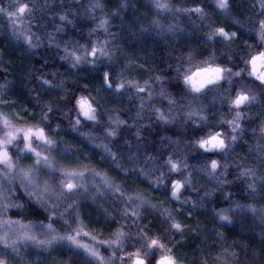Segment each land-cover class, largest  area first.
I'll list each match as a JSON object with an SVG mask.
<instances>
[{
    "label": "trees",
    "instance_id": "16d2710c",
    "mask_svg": "<svg viewBox=\"0 0 264 264\" xmlns=\"http://www.w3.org/2000/svg\"><path fill=\"white\" fill-rule=\"evenodd\" d=\"M36 2L42 4L45 0H36ZM92 2L93 0H63L61 7V0H47V3L53 7L43 17L38 12L31 26L32 32L41 37L42 41L41 46L35 49H29L22 40H16L7 27L6 19L0 17V84L5 82L8 84L3 96L8 103L0 104V108L8 112L27 108V118L39 120L40 107L45 103H52L54 105V114H50L52 127L60 125L59 134L55 137L60 148L67 147L70 152L85 158L93 168L107 172L116 183L130 189L143 190L154 203L170 209L177 221L188 225L183 239L178 233L173 237L174 241H180L174 251H177L178 258L183 264H201L205 256L211 264L212 258L224 248L236 251L234 264H264V223L259 216H253L247 209L240 210L235 206L236 202L242 205L253 204L257 208L264 205V190L260 189L259 183H257V191L250 195L246 183L236 178L237 163L243 162L247 166H256L259 163L257 154L250 151L259 140L260 125L264 121V92L256 87L258 82L252 83V78L248 77L247 72H243L241 77H233V94L236 87L246 84L256 93L257 99L246 111L242 122L244 131L227 156L204 154L195 144V141L206 135L210 129L230 131L226 124H220L221 116L231 118L226 99L229 95L227 81L222 82L219 87L206 91V94L198 96L195 100H191L190 96L182 99L180 104L184 105L183 107L180 104L169 105L168 100L160 95L163 89L166 94L170 93L174 98L180 99L184 85L177 68L183 72L188 67L189 54L193 57L191 61L193 64L209 60L214 55L216 63L231 67L234 72L244 68V59L248 54L260 50V42L252 30L241 29L238 39L227 43L219 38L208 41L205 34L212 26H223L226 30L237 31L235 19L245 23L248 22L249 17L253 20L257 19L254 14L260 10L259 4L252 7L253 0H231L230 11L222 13L219 10L214 11L213 0H171L174 7H193L197 4L203 6L208 14L207 20L210 22L206 25L195 14L157 15L152 0H101L104 4L103 11L96 9L89 13L87 9ZM122 2L126 3L127 7L120 9ZM7 3L8 0H0V5ZM118 9L119 14L112 18L110 34L98 30L89 35L90 29L96 26L102 15L111 16ZM55 11H67L69 18L73 20V23L65 26L62 32H56L50 23V17ZM93 15L97 17L96 20L92 18ZM154 20L163 25V30L153 25ZM56 23H59L58 18ZM169 26H173L172 30H169ZM49 33L55 37L51 47L47 39ZM106 36L111 42L113 53L111 61L103 59L95 67L83 64L78 68H72L68 60L60 58L64 55L65 45L71 49L77 41L86 44L97 39L104 40ZM56 43L61 47L57 48ZM104 71L124 73L123 77H112L113 83L121 79H129L137 80L143 85L148 81L153 93L152 99L147 100V93L137 95L134 89H128L123 94L111 92L101 84ZM53 72L58 73L63 79V90L48 91L46 86L34 80L32 75L45 73L46 78L51 79ZM157 75L162 76L163 80L156 81ZM81 93H90L99 101L98 111L102 116L100 124L84 128V131L90 132L95 140L81 136L69 123L70 119L74 120L76 117L75 111L72 110L73 97ZM139 96L145 97L146 104L169 114L175 122L163 124L147 107L141 113L142 118L137 117L141 103ZM189 103L207 116L206 122L197 124L192 122L195 117L188 119L186 113ZM109 114L119 115L121 119L127 121L126 125L121 126L120 133L115 139L104 138ZM137 128L142 132L140 140L134 135ZM125 139L132 142L130 149L124 144ZM105 143L124 157L129 151L136 152L139 144L141 155L138 158L136 171L125 173L117 168L103 148L96 146ZM145 147L149 154L158 157L154 167L162 168L166 175L172 177L176 174L168 173L167 169L162 167L163 161L168 158L167 154L174 153V159H186L188 167L184 172L192 173L193 182L192 187L185 191L186 203L174 201L166 195L167 183L156 187L150 184V179L139 175L140 167L148 168L152 165L151 161L148 165L144 163ZM207 155H212L213 158L221 161L225 159L229 161L228 175L221 178L229 183L219 184L216 178L200 171ZM21 163L29 164L31 161L22 160ZM121 163L124 164L125 169L133 166L131 162L125 163L124 160H121ZM258 174L261 173L258 171ZM228 193L231 195L229 196ZM123 207L120 200L112 194L98 198L95 203L90 196H86L81 200L80 214L88 230L99 231L102 234L101 238L107 239L110 233L123 223L119 215ZM226 208L233 210L229 213L232 223L220 221L216 215L218 211ZM106 209L111 215L106 213ZM60 210H63V207ZM18 211L11 209L8 215L13 219H25L16 215ZM46 215L47 213L41 212L39 219L43 220ZM27 219H32L34 222L37 220L32 216L27 217L26 222ZM164 219L158 211L149 210L141 216L140 226L149 235L163 236L165 229L168 228ZM117 220L120 223H117ZM54 227L58 230L67 228L62 220H57ZM219 234L223 235V240L219 238ZM37 251V248L31 244L21 246L19 255L13 254V258L18 260L19 264L26 262L42 264L43 261L39 259L40 254ZM107 254L105 252V255ZM56 264H88V262L72 257L59 260Z\"/></svg>",
    "mask_w": 264,
    "mask_h": 264
},
{
    "label": "snow or ice",
    "instance_id": "6c2138e0",
    "mask_svg": "<svg viewBox=\"0 0 264 264\" xmlns=\"http://www.w3.org/2000/svg\"><path fill=\"white\" fill-rule=\"evenodd\" d=\"M213 3L214 11L228 13L231 9V0H213ZM257 3L260 9L254 14L257 19L253 20L252 17H249L247 23L235 19V24L238 26L237 31L226 30L223 26H212L210 31L205 34L208 41L219 38L222 42L227 43L237 40L241 29L252 30L260 42V50L248 54L244 59V68L234 72L231 67L216 63L214 55L209 60L193 64L191 63L193 57L189 54L188 67L183 72L177 68L184 85L180 99L174 98L170 93L166 94L163 89L160 92V95L168 100L169 105H177L182 99H187L189 96L191 100H195L198 96L206 94V91L219 87L222 82L227 81L229 95L226 99L231 118L227 119L221 116L220 124H226L230 131L210 129L206 135L196 140V146L203 150L204 154L227 156L244 131L242 122L245 119L246 111L257 99L256 93L246 84L236 87L233 94V77H241L243 72H247L248 77L252 78V83L258 82L256 87L264 92V0H253L252 7H256ZM152 4L157 10V15L160 13L195 14L206 25L210 23L207 20L208 14L205 8L199 4L193 7H174L171 0H152ZM62 6L63 0H61ZM51 7L53 6L49 5L47 0L42 4H38L36 0H8L6 5H0V17L6 19L7 27L10 28L16 40H22L29 49H35L41 46L42 41L41 37L32 32V22L38 12L43 17ZM125 7L127 4L122 2L120 9ZM96 9L103 11L104 4L101 0H93L87 11L91 13ZM118 14L119 9L111 16L102 15L96 26L90 29L89 35L91 36L98 30L110 34L112 18ZM57 18L59 23H56ZM92 18L97 19L94 15ZM37 22L39 23V21ZM50 23L56 32H62L65 26L73 23V20L69 18L67 11H55L50 17ZM152 23L156 28L163 30V25H160L157 20ZM172 27L169 26V30H172ZM47 39L49 47H51L55 37L49 33ZM55 46L61 47L59 43H56ZM63 52L64 55L60 58L68 60L72 68H78L83 64L95 67L103 59L109 61L113 59L111 42L107 36L104 40L97 39L86 44H80L77 41L71 49L65 45ZM32 75L33 79L42 86H46L48 91L63 90V79L59 77L58 73L53 72L51 79L46 78L45 73ZM114 76L123 77L124 73L104 71L101 84L116 94H123L128 89H134L137 95L147 93V100L152 99L153 93L148 81H145L143 85L137 80L129 79H121L113 83L112 77ZM155 79L162 81L163 77L157 75ZM7 87V82L0 84V104L8 103L3 98ZM139 99L141 103L137 117L142 118L141 113L147 107L156 114V118L163 124L175 122L169 114L146 104L145 97L139 96ZM73 100L72 110L75 111L76 117L74 120H69L72 129L79 132L81 136L95 140V137H92L90 132H85L84 128L100 124L102 116L98 111L99 101L90 93H81L74 96ZM180 106L184 105L180 104ZM187 107L188 119L196 118L192 119L193 123L199 124V122L207 121V116L201 110L193 108L191 103ZM39 111V120L34 118L29 120L27 108L14 109L12 112L0 108V264H19V261L13 258V254L18 256L21 246L31 244L36 248L50 249L53 245L63 242L80 250L88 258V264H183V261L178 258L177 251H174L180 241H174L173 237L178 233L183 239L185 228L188 225L177 221L170 209L154 203L143 190L130 189L116 183L107 172L93 168L85 158L70 152L67 147L60 148V144L55 138L59 134L60 125L57 124L53 128L52 115H50L54 114V105L50 102L45 103ZM126 124L127 121L121 119L119 115L109 114L108 126L104 129V138L115 139L120 133L121 126ZM134 135L137 140H140L142 138L141 129L137 128ZM124 144L130 149L132 142L125 139ZM96 146L103 148L117 168L125 173L136 171L138 158L141 155L139 144H137L136 152L129 151L126 157L113 151L107 143ZM250 151L257 154L258 165L247 166L243 162L237 163L236 178L246 183L249 194L252 195L257 191V183H259L260 189L264 190V121L260 125L259 140ZM173 156L174 153H168V158L163 161L162 167L166 168L168 173H175V177L166 175L162 168H155L154 165L158 157L155 154H149L145 147L144 163L148 165V162L151 161L152 165H149L148 168L140 167L139 175L150 179V184L156 187L167 183L168 192L166 195H169L174 201L186 203L184 194L187 188L192 187V173L185 174L184 172L188 167L186 159H174ZM22 160H28L31 163L22 164ZM121 160H124L125 163L131 162L133 166L130 169H125ZM229 166L227 159L221 161L213 158L212 155H207L200 171L209 177L216 178L219 184H225L229 181L221 178L228 175ZM258 171L261 174H258ZM109 194L115 195L124 205L119 213L123 223L117 220L120 227L112 231L107 239H99L97 235L88 230L87 224L81 218V200L90 196L92 202L95 203L98 198L106 197ZM228 195L230 196L231 193ZM193 206L195 207V204ZM235 206L240 210L247 209L253 216H259L261 222L264 223V205L257 208L253 204L242 205L236 202ZM61 207L63 210H60ZM11 209H18L16 215L25 217V219H13L8 215ZM149 210L158 211L165 218L164 223L168 224V228L165 229L163 236L160 234L149 235L140 226L141 216ZM105 211L111 215L107 209ZM232 211L231 208L221 209L216 215L220 221L232 223L229 215ZM41 212L47 213L43 220L39 219ZM29 216L36 217V222L32 219H27L26 222V218ZM113 219L116 218L113 217ZM57 220H62L67 228L58 230L54 227ZM37 229L41 231L37 232ZM219 238L223 240V235L219 234ZM105 252L108 254L105 255ZM236 256L237 253L234 249L224 248L212 258L211 264H234ZM201 264H209V259L206 256L203 257Z\"/></svg>",
    "mask_w": 264,
    "mask_h": 264
},
{
    "label": "rangeland",
    "instance_id": "374dc122",
    "mask_svg": "<svg viewBox=\"0 0 264 264\" xmlns=\"http://www.w3.org/2000/svg\"><path fill=\"white\" fill-rule=\"evenodd\" d=\"M90 231L93 232V234L97 235L99 239H104L101 238L102 234L99 231ZM37 232H40V230H38ZM37 250L38 254H40L39 259L43 261L42 264H56V262H58L59 260L72 257L88 262V258L80 250L69 246L66 242L57 243L50 249L37 248Z\"/></svg>",
    "mask_w": 264,
    "mask_h": 264
}]
</instances>
